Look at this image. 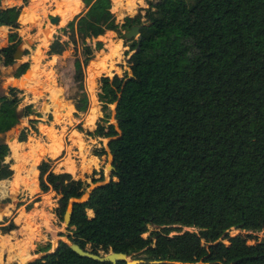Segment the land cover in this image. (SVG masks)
<instances>
[{
	"label": "trees",
	"instance_id": "16d2710c",
	"mask_svg": "<svg viewBox=\"0 0 264 264\" xmlns=\"http://www.w3.org/2000/svg\"><path fill=\"white\" fill-rule=\"evenodd\" d=\"M3 1L0 34L11 28L9 45L0 49V71L15 64L23 43L19 16L30 24L24 9L29 0L8 9ZM59 2L63 21L85 6L61 29L67 40L57 37L49 46L59 56L72 48L69 74L76 81L88 68L89 77L97 75L89 67L95 57L83 49L88 40L93 48L94 40L134 26H141L142 40L138 51L137 40L126 42L130 75L102 77L103 116L94 132L81 131L110 140V180L94 171L89 191L86 181L55 172L52 159L40 162V194L56 193L61 224L74 201L72 221L60 234L68 241L60 240L54 252L52 243L39 246L32 253L39 257L27 264H110L80 257L70 244L97 256L124 253L144 264H264V241L251 246L247 240L264 236V0H149L121 23L113 0ZM96 50H104L102 41ZM30 67L23 63L15 78ZM75 84L72 103L80 112L87 96ZM22 93L10 86L0 95V135L25 119L39 132L35 124L43 116L33 104L22 107ZM29 135L23 128L19 142ZM93 154L109 156L105 147ZM7 155L0 142V181L15 174L13 160L2 163ZM233 230L247 238L230 235Z\"/></svg>",
	"mask_w": 264,
	"mask_h": 264
},
{
	"label": "rangeland",
	"instance_id": "374dc122",
	"mask_svg": "<svg viewBox=\"0 0 264 264\" xmlns=\"http://www.w3.org/2000/svg\"><path fill=\"white\" fill-rule=\"evenodd\" d=\"M29 1V7L26 11L30 16L31 23L27 25L21 23L23 28L20 32L23 38L20 52H23L24 57L16 61L12 67L1 70H4V74L11 76L22 63L28 62L31 67L27 71L28 73L19 79L22 80L28 76L33 66H38L34 77V82L37 81L35 85H38L36 90L17 86L16 82L19 80L12 81V84L23 91L20 95L23 99L22 107L33 104L35 110L41 113L43 117L35 124L39 130L38 133L33 129L34 126L29 124V120L25 119L10 132L0 135V142L7 145L9 152L2 163L9 164L13 160L15 165L17 164V166L12 165V167L14 166V169H12L16 171L14 178L11 181H0V264H27L39 257L32 256L33 251L39 246L52 243L53 249H55L60 240L68 241L67 237H60L61 233H67V227L65 223H60L55 214L58 200L56 193L40 194L38 173L36 172L37 166L43 158V154L47 153L46 148L59 154L58 158L54 160L55 172L71 173L74 178L86 181L90 185L89 191L95 186L91 179L94 171L103 172L105 182H108L112 171V156L108 149L107 139L87 137L81 131L94 132L97 121L103 116L100 110L101 102L98 99V94L102 92L100 89L102 77L112 78L115 74L123 77L126 72L129 75L131 74L127 63L128 58L131 56V54H127L129 47L126 46V42L128 41L124 38V33L115 31L106 34L100 40L93 39V48L89 46L90 40H88L83 49H89L95 57L90 67L94 65L97 75L94 78L93 76L89 77L87 75L88 68L84 80L76 81L74 74H69L70 61L74 58L72 48L59 56L56 51L51 52L49 46L57 37L67 40L61 29L75 15L85 9L84 5L70 15L66 21H63L61 14L56 12V10L63 7L60 5L59 0H36L38 7L36 16L35 13L32 14L30 9L31 5L33 7L34 0ZM148 1L113 0L115 11L118 9L119 23L129 16V13L135 16L141 9L147 8ZM19 4L23 5L22 2ZM9 5H13V2L5 0L2 8H14L7 7ZM54 17L61 18L57 26L50 23V20ZM50 28L52 29L51 38L47 39L44 36L41 40L43 30ZM26 39L30 40L31 44L28 45L25 42ZM98 41L104 43V50L101 52L96 50ZM26 51H28V54H25ZM115 53L117 56L111 58L110 55ZM75 83L81 84L83 93L87 96V103L80 112L71 109L75 95ZM55 91H58L59 94L56 92V95ZM4 93L6 91L2 85L0 95ZM58 95L63 96L61 101L57 99ZM64 109L66 112L63 111ZM110 109L112 123H115L114 119L118 114L117 104L110 105ZM91 112L93 117L90 122ZM23 128L30 129V135L26 146H17V143H21L19 142V135ZM77 133L80 135L78 136ZM11 138H14V141L9 143ZM33 144L36 146H32ZM15 147L22 149V154L18 152L20 154L18 157L14 154ZM100 147H105L109 156L96 157L93 150ZM96 177L99 178L100 176L97 175ZM3 226L7 228L6 234L2 233ZM185 230L193 231V229ZM241 232L233 230L230 235L246 237ZM218 240L221 241L219 235ZM247 240L253 246L260 241H264V236L260 232L256 233L255 241H251L249 238ZM24 243L25 248L22 245ZM229 244V239L223 241L225 247ZM201 246H203V243H201Z\"/></svg>",
	"mask_w": 264,
	"mask_h": 264
},
{
	"label": "water",
	"instance_id": "95a60500",
	"mask_svg": "<svg viewBox=\"0 0 264 264\" xmlns=\"http://www.w3.org/2000/svg\"><path fill=\"white\" fill-rule=\"evenodd\" d=\"M61 21L60 17H54L50 20V23L53 26H57ZM140 30H141V26H134L130 31H126L124 32V38L126 39V41H132V40H137V51L140 49L141 47V35H140ZM52 35V29H44L43 30V35H41L40 39L42 40L43 37L45 36L47 39H50ZM25 42L29 45L31 44L30 40L26 39ZM22 53L19 51H17V53L14 55V60L17 61L19 59H22L21 57ZM95 58H93L94 60ZM131 62V57L128 58L127 63L130 64ZM63 98L62 95H58L57 99L59 101H61ZM77 101L74 100V103H76ZM64 112H66V110H63ZM76 116V115H74ZM14 141V138H11L9 140V143H12ZM110 143V140H107V145ZM88 197H86L87 199ZM85 199V200H86ZM73 205H74V201H72L66 215H65V224L66 227H69L72 221V209H73ZM1 206V203H0ZM70 249L76 253L77 255H79L80 257L83 258H87V259H91L94 260L96 262H100V263H110V264H118L120 262L122 263H126V264H144L145 262L143 260H133L131 257H129L127 254L124 253H111L108 254L106 256H97L95 254H92L90 252H87L85 250H83L79 245L76 244H70ZM56 250L52 249V251L50 252H54ZM49 252V253H50Z\"/></svg>",
	"mask_w": 264,
	"mask_h": 264
},
{
	"label": "crops",
	"instance_id": "0c3cea01",
	"mask_svg": "<svg viewBox=\"0 0 264 264\" xmlns=\"http://www.w3.org/2000/svg\"><path fill=\"white\" fill-rule=\"evenodd\" d=\"M5 1V0H4ZM4 1H3V4H4ZM9 1H12L13 2V5H9V6H7V7H15V8H20L22 5H20L19 3L20 2H22V4H23V1L22 0H9ZM84 5V4H83ZM29 7V5L27 6V7H25L24 9H26V8H28ZM85 7V6H84ZM4 8V7H3ZM24 9H22L21 11H23ZM118 10V9H117ZM117 10L115 11V6H114V2H113V8H112V13L116 16V18H117V21L119 22V17H118V14H117ZM131 13H129V16H134V15H130ZM30 17V16H29ZM21 15L19 16V19H18V22H19V24L21 25ZM30 23H31V20H30ZM68 23V22H67ZM66 23V24H67ZM24 24V23H23ZM25 25H27V24H25ZM0 28H1V26H0ZM10 28L11 27H7V31H6V35L5 36H3V35H1L0 34V49L1 48H3V47H7L8 45H9V38H8V35H9V33H10ZM23 28V26L21 25V29ZM21 29L19 30V33L21 32ZM110 33V32H109ZM20 35H21V33H20ZM22 36V35H21ZM102 38V37H101ZM23 39V38H22ZM20 48L21 47H19V51H20ZM22 53V55H21V57H22V59H23V57H24V54H23V52H21ZM117 54H118V51H117ZM117 54L115 53L114 55H110V57L111 58H114V56H117ZM18 61V60H17ZM16 62V61H15ZM25 63V62H24ZM23 64V63H22ZM21 64V65H22ZM20 65V66H21ZM19 66V67H20ZM36 66V65H35ZM18 67V68H19ZM34 67V66H33ZM32 67V68H33ZM90 67V66H89ZM18 68L17 69H15L14 70V72H13V74H11V76H9L8 74H4V70H1L0 71V87H2V85L4 86V90L5 91H7V89H8V87H10V86H14L13 84H12V81L13 82H16L17 80H19V79H16L15 78V72L18 70ZM95 77V76H94ZM93 77V78H94ZM21 79V78H20ZM24 79V78H23ZM22 79V80H23ZM22 80H19V81H22ZM3 83V84H2ZM5 84V85H4ZM56 92H58V91H55V94H56ZM57 94H59V92L57 93ZM56 94V95H57ZM71 109H72V111H75V107L74 106H72L71 107ZM100 110H101V107H100ZM93 117V116H92ZM92 117H91V119H90V122H91V120H92ZM40 119H42V118H40ZM28 141V140H27ZM27 141L26 142H21V143H19L21 146H26V143H27ZM37 145H41V144H37ZM32 146H36V145H32ZM42 146V145H41ZM21 150L22 149H19V153L20 154H22L21 153ZM45 150L47 151V153L45 152L44 154H43V158L41 159V161L44 159V158H50V159H52L53 161L55 160V159H57L58 158V152H56V151H53V150H48V149H46L45 148ZM57 153V154H56ZM13 157H15V155H13ZM16 160V159H15ZM40 161V162H41ZM40 164V163H39ZM14 165H15V163H14ZM15 166H17V164L15 165ZM38 167V166H37ZM55 167H56V164H55ZM12 168H14V166L12 167ZM15 172V174H16V171H14ZM36 172L38 173V176H39V171H38V169H36ZM15 174H14V176H15ZM71 174V173H70ZM14 178V177H13ZM34 252V251H33ZM33 256V255H32ZM33 257H35V256H33Z\"/></svg>",
	"mask_w": 264,
	"mask_h": 264
},
{
	"label": "bare ground",
	"instance_id": "6f19581e",
	"mask_svg": "<svg viewBox=\"0 0 264 264\" xmlns=\"http://www.w3.org/2000/svg\"><path fill=\"white\" fill-rule=\"evenodd\" d=\"M36 0H34L33 1V7H32V5H31V7H30V9H31V11H32V14L33 13H35V16L37 15V13H38V10H37V5H36ZM38 4V3H37ZM36 5V6H35ZM35 6V7H34ZM35 16H34V19H35V21H36V18H35ZM37 70H38V66L36 65V66H34L33 68H32V70L30 71V73L28 74V76L24 79V80H22V81H18V82H16V84H17V86H22L23 88H27V89H31V90H36L37 89V86L35 85V82H37V81H35L34 82V77H35V74H36V72H37ZM98 114V113H97ZM16 148V147H15ZM18 150H19V148H16L14 151H15V153L14 154H16L17 156L16 157H18V156H20V154H18ZM36 215V214H35ZM33 232V231H32ZM34 235V234H33ZM32 235V236H33ZM27 241H29V240H27ZM23 245V247H24V245H25V243L24 244H22ZM26 245H29V244H26ZM30 246V245H29ZM25 248V247H24Z\"/></svg>",
	"mask_w": 264,
	"mask_h": 264
}]
</instances>
